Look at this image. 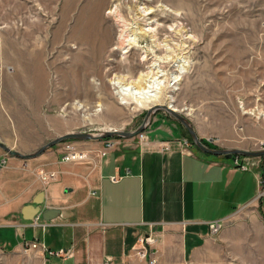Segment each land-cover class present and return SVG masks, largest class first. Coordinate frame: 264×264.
<instances>
[{
	"label": "rangeland",
	"instance_id": "rangeland-1",
	"mask_svg": "<svg viewBox=\"0 0 264 264\" xmlns=\"http://www.w3.org/2000/svg\"><path fill=\"white\" fill-rule=\"evenodd\" d=\"M171 97L208 148L264 150V0H0V141L8 147L31 154L68 133L133 132ZM166 115L178 142L199 150L163 111L145 132ZM70 143L81 152L78 141L51 149ZM263 196L189 264H264ZM141 237L126 264L146 263L142 247L156 264H188L160 255H180L178 234L158 247Z\"/></svg>",
	"mask_w": 264,
	"mask_h": 264
},
{
	"label": "crops",
	"instance_id": "crops-1",
	"mask_svg": "<svg viewBox=\"0 0 264 264\" xmlns=\"http://www.w3.org/2000/svg\"><path fill=\"white\" fill-rule=\"evenodd\" d=\"M163 118L153 120L147 144L121 140L103 154L106 141L82 142L81 160L64 161L62 147L28 161L0 152L6 159L0 167V264H126L139 237H151L158 247L177 234L180 255L169 248L160 255L163 261L181 256L189 264L214 240L210 224L225 223L264 195V158L260 167L242 171L197 149L185 155L180 130ZM167 143L170 151L163 149ZM40 193L42 208L61 215L35 225L22 210ZM35 241L40 247L26 252ZM43 246L73 253L54 258Z\"/></svg>",
	"mask_w": 264,
	"mask_h": 264
},
{
	"label": "water",
	"instance_id": "water-1",
	"mask_svg": "<svg viewBox=\"0 0 264 264\" xmlns=\"http://www.w3.org/2000/svg\"><path fill=\"white\" fill-rule=\"evenodd\" d=\"M159 111H163L166 114L173 117L175 120L180 122L188 131L190 136L193 139V142L195 146L203 153L209 154V155H215V156H224L226 159L232 158L234 155H241L245 157H251V158H264V150H258V151H247V150H214L210 149L207 146H205L200 138L198 137V134L196 133V130L194 126L192 125L191 121L187 118V116L172 110L167 105H157L149 109L147 112V116L143 122V124L136 129L133 132H125L120 130H114V131H104L97 134L93 133H86V132H79V133H68L64 134L62 136H59L44 146H42L40 149L35 151L31 154H23L19 151H16L10 147H8L5 143L0 141V149L6 152L9 156L19 158L22 160H34L38 157H40L42 154H44L47 150L60 145L67 141H78V142H87V141H105L107 139H123L128 140L137 137L139 134L146 131L147 127L152 121V118L154 115H156ZM45 194L40 193L35 198L32 205L25 206L22 210L23 219L25 221H33L37 216H41L42 219L45 222H51L57 218L60 217L61 211L58 209H43L42 206L44 204Z\"/></svg>",
	"mask_w": 264,
	"mask_h": 264
},
{
	"label": "built area",
	"instance_id": "built-area-1",
	"mask_svg": "<svg viewBox=\"0 0 264 264\" xmlns=\"http://www.w3.org/2000/svg\"><path fill=\"white\" fill-rule=\"evenodd\" d=\"M139 141L141 144H147L148 143V134L147 132L141 133L138 135ZM120 143V141H118L117 139H110L106 141V149L104 151L103 154H105V152L107 150L110 149H114L116 146H118ZM184 144V146H183ZM183 144L180 142V146H183V149L180 150L181 153L185 154V155H189V156H193V145L189 140H186L185 142H183ZM163 149L166 151H170L171 150V146L170 144H164ZM62 151L64 154L63 160L66 162H70V161H76V160H81L82 159V152L78 151L75 147V145L73 144H65L62 147ZM6 155V154H5ZM7 156V155H6ZM6 158V157H5ZM260 158H251V157H242V156H237L234 157V164L233 167L242 170V171H249L252 168H257L260 167L261 162L259 161ZM6 165V159H0V167ZM110 180L113 183H117L119 181V178L116 176H113L110 178ZM42 221L41 216L39 215L38 217H36L35 219V225H39L40 222ZM225 223L224 222H214L212 224H210V234L213 237H217L222 231H223V227H224ZM45 228V226H44ZM139 242L141 244H150L152 242L151 237H146L143 238L141 237ZM40 247L39 242L35 241L32 243H29L26 247V252L29 250H36ZM45 251L48 252V254L51 257L54 258H67L69 256L72 255V251L68 250V249H59V250H47L45 246L42 247ZM139 252V256L141 259H147L149 257L150 252L148 251L147 247H142L141 249L138 250ZM150 264H156V259L155 257H153L151 260H149Z\"/></svg>",
	"mask_w": 264,
	"mask_h": 264
},
{
	"label": "bare ground",
	"instance_id": "bare-ground-1",
	"mask_svg": "<svg viewBox=\"0 0 264 264\" xmlns=\"http://www.w3.org/2000/svg\"><path fill=\"white\" fill-rule=\"evenodd\" d=\"M178 81V80H177ZM133 87V86H132ZM131 89V88H130ZM124 91H126V90H124ZM146 94H149L148 92H146V93H144L143 95L145 96ZM140 95V94H139ZM141 96V95H140ZM160 98H161V94L160 93H156V95L155 96H151V104L152 103H156V102H158L159 100H160ZM171 99L173 100L172 101V103H171V105H169L168 107H170L172 110H175V111H177V112H179V110H178V108H177V106H175V101H174V98L173 97H171ZM139 106H141L142 107V105H139ZM112 131H114V130H112ZM19 159V158H18ZM71 162V161H70ZM38 217V216H37ZM36 219V218H35ZM35 219L33 220V221H35Z\"/></svg>",
	"mask_w": 264,
	"mask_h": 264
},
{
	"label": "trees",
	"instance_id": "trees-1",
	"mask_svg": "<svg viewBox=\"0 0 264 264\" xmlns=\"http://www.w3.org/2000/svg\"><path fill=\"white\" fill-rule=\"evenodd\" d=\"M190 140H191V138H190ZM203 143H205L206 145H208L209 147L212 148V145H210V144H208V143H206V142H203ZM263 177H264V175H263Z\"/></svg>",
	"mask_w": 264,
	"mask_h": 264
}]
</instances>
